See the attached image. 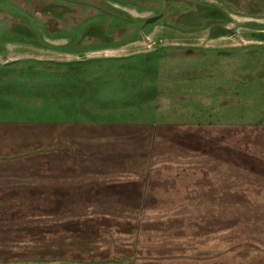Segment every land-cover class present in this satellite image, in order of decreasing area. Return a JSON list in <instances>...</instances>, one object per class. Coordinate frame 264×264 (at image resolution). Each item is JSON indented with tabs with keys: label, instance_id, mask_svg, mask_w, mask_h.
Returning <instances> with one entry per match:
<instances>
[{
	"label": "rangeland",
	"instance_id": "374dc122",
	"mask_svg": "<svg viewBox=\"0 0 264 264\" xmlns=\"http://www.w3.org/2000/svg\"><path fill=\"white\" fill-rule=\"evenodd\" d=\"M68 92L73 103L53 105ZM39 113L209 128L160 145L168 165L146 195L48 191L61 215L48 209L44 226L38 182L12 175L35 159L6 144ZM263 127L264 0H0V264H234V235L247 234L234 225L264 220L246 210L264 205L246 147ZM256 248L249 264L264 260Z\"/></svg>",
	"mask_w": 264,
	"mask_h": 264
},
{
	"label": "crops",
	"instance_id": "0c3cea01",
	"mask_svg": "<svg viewBox=\"0 0 264 264\" xmlns=\"http://www.w3.org/2000/svg\"><path fill=\"white\" fill-rule=\"evenodd\" d=\"M65 95L68 97L67 93ZM69 96L71 98L68 101L73 103V93H70ZM39 114L37 122H32L30 119L26 121L25 118L22 119V122H14L12 130L8 131L7 138L9 139L6 144L13 148L11 150L13 158L21 156L22 158L35 159V162H27L18 167H14L12 164V175L17 169L20 178L30 184H33L34 181L38 182L40 192L39 225L44 226L47 223L48 209L54 211L50 213L51 215L56 217L61 215L56 207H48V191L49 194L54 192V195H57L55 200H62L60 195H75L77 193L99 195L107 193L108 189L114 192L111 195H131L132 193V195H146L154 183V179L151 180L150 176L168 165V163L155 162L157 159L155 157L161 151L159 150L160 145L168 146L169 137L171 140L172 138L179 140L185 135L195 134V131L200 129L205 131L209 128L203 121L184 125L183 123H173V121L155 122L150 119L145 121L122 120L121 118L118 120H94L89 117L78 118L73 115L67 117L64 114L58 115L56 119L48 122L46 114ZM213 127L218 129L216 125ZM215 129L209 130L214 131ZM262 133L263 143L261 145L246 146L248 153L256 161L247 167V185L258 187L261 190L254 191L255 195H264V127ZM166 150V153L163 151L162 153L168 156L171 151ZM212 156L215 158V155L212 154ZM47 162L53 168L49 173ZM202 164L204 167L207 166V162ZM24 169L29 170L27 175L21 174ZM66 169L69 171L66 172ZM251 205L253 204H249L246 209L248 215L264 212L263 204L262 207H256V209ZM252 209L256 211L251 213ZM256 221L258 220L245 221L243 223L245 225L242 223L234 225V231L239 228L241 232L247 233L245 237L238 239L234 235V264H249L247 258H249L252 249L258 250L256 247L262 248L261 252H264V220L257 224ZM252 237L253 239H251ZM255 237L262 244L256 243ZM69 242L70 247L78 245L77 239L73 238ZM54 246L63 247L59 244ZM39 247L42 248V244ZM49 257L47 261L46 258H38V262L32 259L15 258L6 260L5 264H48L50 261H54L51 264H55V261H59L57 256ZM259 264H264V260Z\"/></svg>",
	"mask_w": 264,
	"mask_h": 264
},
{
	"label": "trees",
	"instance_id": "16d2710c",
	"mask_svg": "<svg viewBox=\"0 0 264 264\" xmlns=\"http://www.w3.org/2000/svg\"><path fill=\"white\" fill-rule=\"evenodd\" d=\"M69 94H70V92L68 93V98H66V99H64V100H62V98L59 97L60 94H59V96H57V94L54 95V96L58 97V101H57V102H54L53 105H55V104H59V103H60V104L62 103V105H63V104H64L63 101H65V100H67V101L70 100L71 97L69 96ZM65 96L67 97V95H65ZM77 97H79V95H78ZM73 102H74V100H73ZM50 113H51V114H54L55 111H50ZM54 119H56V116H53L52 118H50V120H54ZM121 119H122V120H127L126 117H122Z\"/></svg>",
	"mask_w": 264,
	"mask_h": 264
}]
</instances>
